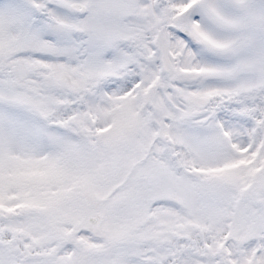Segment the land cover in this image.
Segmentation results:
<instances>
[{
    "label": "snow or ice",
    "instance_id": "snow-or-ice-1",
    "mask_svg": "<svg viewBox=\"0 0 264 264\" xmlns=\"http://www.w3.org/2000/svg\"><path fill=\"white\" fill-rule=\"evenodd\" d=\"M0 264H264V0H0Z\"/></svg>",
    "mask_w": 264,
    "mask_h": 264
}]
</instances>
